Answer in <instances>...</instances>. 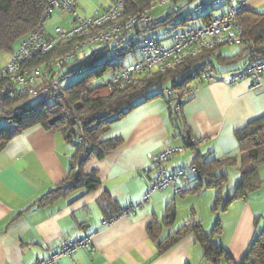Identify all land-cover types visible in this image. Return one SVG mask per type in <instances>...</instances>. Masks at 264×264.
Masks as SVG:
<instances>
[{"label":"crops","instance_id":"0c3cea01","mask_svg":"<svg viewBox=\"0 0 264 264\" xmlns=\"http://www.w3.org/2000/svg\"><path fill=\"white\" fill-rule=\"evenodd\" d=\"M199 1L179 0L176 10H186V5ZM239 1L241 8L264 13V0ZM54 12L59 14V23L67 25L68 15ZM201 21L196 18L192 24ZM53 25L46 26L47 30ZM222 46L227 50L220 51ZM249 60L245 44L218 46L205 60L204 68L210 70L212 80L195 77L189 81L194 92L182 99L181 119L171 115L170 104L159 96L112 123L101 139L118 137L119 145L103 158H90L84 167L85 172L96 173L98 186L93 190L73 189L38 204L45 193L66 181L72 146L62 133L41 125L10 140L0 150V264H33L58 251L63 241L86 236L91 237L88 248L61 255L55 264H211L203 258V247L192 231L158 252L157 242L191 217L200 221L206 233L218 221L219 231L212 239L225 254L217 264H227L225 255L238 264L264 222V165L259 169L261 187L246 199L233 200L225 210L213 209L215 192L209 188L180 195L166 189L151 192L146 201L143 197L153 177L149 152L187 146L185 152L165 162L167 173L190 165L196 158L238 156L236 132L264 116V91H252L249 80L229 83L230 75ZM185 131L199 140L193 147L185 142ZM221 171L227 175L221 194L225 200L240 174L235 165ZM194 180L189 177L183 182V190L199 183ZM133 205L139 206L135 213L103 223ZM169 208H174V220L165 224L163 217ZM151 224L150 233L147 228Z\"/></svg>","mask_w":264,"mask_h":264},{"label":"trees","instance_id":"16d2710c","mask_svg":"<svg viewBox=\"0 0 264 264\" xmlns=\"http://www.w3.org/2000/svg\"><path fill=\"white\" fill-rule=\"evenodd\" d=\"M46 1L0 0V51L12 50L22 37L45 24V21L55 11L48 18L43 19ZM137 3L139 6L144 5L142 0ZM64 13L69 17L67 12ZM164 20H156L154 26L164 24L166 22ZM237 21L243 30L244 43L250 59L254 53L264 57V13L240 8ZM250 44L254 45V50L249 48ZM72 45L73 41L68 40L62 44L60 51L68 50ZM57 46L58 43L55 48ZM106 49L102 47L95 52H100L101 59H103ZM213 50L214 48L204 50L198 57L187 59L165 72L154 73L152 76L144 74L137 79V82H131L119 90L112 91L107 88V85L109 74L115 68V64L106 65L103 62L95 64L89 60L85 63V72L71 85L61 87V92L53 98H40L31 102H27L26 98L21 96L6 98L3 100V107H0V119L7 121L6 126L0 127V150L14 137L34 125L59 131L73 149L69 160L68 176L65 182L45 193L36 202L43 204L73 189L93 190L98 186V180L94 170L85 172L84 167L87 161L92 157H105L120 143L118 137L102 140L101 135L112 123L126 116L137 105L159 96L166 98V103L170 104L171 115L175 114L181 119L182 99L190 96L187 95V90L190 88L188 83L191 79L200 76L201 71L207 65L205 60L213 53ZM95 52H92L93 59L97 58L94 56ZM80 56L76 55L64 65L73 63ZM43 59L44 57H41L36 61L40 62ZM60 78L62 79V76ZM159 86L170 88L173 95L165 97L161 94ZM174 97L180 98L179 111L171 108V100ZM64 109L68 111V114L63 112ZM74 115L78 117V121L73 120ZM79 129L83 134L81 142L77 141ZM186 137L188 140L192 138L189 132L186 133ZM236 137L238 156L222 159H194L190 165L195 166L200 172L199 177H193L199 179V183L183 190L180 194L198 191L203 186L213 189L215 192L213 209L225 210L233 200L246 199L250 193L261 187L263 179L259 169L264 165V116L252 120L244 128L238 130ZM188 144L192 147L196 145L192 142ZM234 165L240 174L239 182L232 194L222 200V188L226 183L227 175L221 170ZM204 178L205 183L202 181ZM174 215V208H169L163 217V222L171 224ZM152 226L153 224L147 228L150 233ZM191 231L203 247V258L211 264H217L220 256L225 254L223 249L216 247L212 239V236L219 231L218 221L215 222L212 231L206 233L202 230L199 220L194 217L189 218L176 231L157 242L158 252H164ZM225 261L227 264H236L228 255H225ZM238 264H264V222L250 240Z\"/></svg>","mask_w":264,"mask_h":264},{"label":"built area","instance_id":"2783aa9c","mask_svg":"<svg viewBox=\"0 0 264 264\" xmlns=\"http://www.w3.org/2000/svg\"><path fill=\"white\" fill-rule=\"evenodd\" d=\"M79 1H46L43 19L48 18L54 10H60L69 14L68 23L66 26L54 25L51 30H47L45 24H42L22 37L11 50L8 62L0 67L1 108L4 99L14 96L26 98L27 102L57 96L62 89L59 69L76 55L84 53L87 47L107 48L102 62L106 65L115 64L107 85L112 91L137 82L144 74L152 76L154 73L165 72L187 59L198 57L204 50L221 45L245 44L243 30L237 21L238 11L242 6L239 0H200L191 9L171 10L167 15L172 18L170 21L175 31L168 38L162 39L146 35L150 26L153 29L154 22L161 19L154 11L158 7L171 8L179 0H142V6L138 5L139 0H111L107 6L87 16L77 12ZM221 6L224 9L220 11ZM213 10L217 12L212 13ZM196 18H202L199 25L192 24ZM68 40L73 41L72 47L60 51L62 44ZM56 43L58 46L55 48ZM249 48L254 50V45L250 44ZM128 53L133 58L130 62L118 61ZM41 57H44L42 61H36ZM212 78L209 69L202 70L199 76L201 81H211ZM242 80L250 81L252 91H264L263 57L254 53L249 62L230 75L229 83L234 84ZM158 88L165 97L173 95L172 90L166 86ZM193 92L194 88H188L187 95ZM171 106L179 111L180 98L174 97ZM63 112L68 114L66 109ZM73 120L78 121V117L74 115ZM183 137L188 143L199 142L195 138L188 140L186 135ZM82 139L83 134L79 129L77 141L81 142ZM186 150L187 146L182 145L147 153L153 177L151 186L143 197L144 201L148 200L154 191L170 189L173 194L178 195L183 191L180 181L200 176V172L193 165L167 173L165 162L176 153ZM137 207L139 206L126 207L118 214H113L109 220H103V223H111L117 218L133 214ZM90 242V236L65 240L58 251L33 264H55L59 256L70 255L78 248H88Z\"/></svg>","mask_w":264,"mask_h":264},{"label":"rangeland","instance_id":"374dc122","mask_svg":"<svg viewBox=\"0 0 264 264\" xmlns=\"http://www.w3.org/2000/svg\"><path fill=\"white\" fill-rule=\"evenodd\" d=\"M110 2H111V0H80L78 2V5H77V12L83 16H87V15L93 13L95 10L101 8L102 6L107 5ZM219 5H221V4H219ZM193 6H194V4L192 3V4L186 5L185 8H186V10H188V9H191ZM171 7H172L171 9L170 8L166 9L167 6L166 7H158L154 11V14H156V15L160 14L159 16L161 17V19L162 18L164 19L165 17L168 16L167 14H170L171 10H176V5L175 6L172 5ZM219 9L221 11L222 9H224V7L221 6V7H219ZM216 12H217V10H213L212 13H216ZM58 17H59V14L53 12L52 16L49 17L45 21V26H49V25L59 23ZM170 20H172L171 17L165 18L164 21H166V22L164 24H161L158 26H153V29L150 26V30L146 33V35L154 37V38H159V39L168 38L175 31V28H173V25H172V21H170ZM64 23H65V21H63L62 24L59 23V25H63ZM100 48H101L100 46L99 47L93 46L91 48L87 47L84 49V53L79 54L81 56L76 61H74L73 63H70L68 65H64L60 71V76H62V79L60 81L61 87H67V86L71 85L76 79H78L83 74V72H85V70H86V64L85 63L87 61L92 60V63L100 64L102 62L100 52H98L99 51L98 49H100ZM109 49H111V45L109 46ZM95 50H98V51L95 52ZM226 50H227V46H222L220 48V51H226ZM92 52L93 53L95 52L94 56L97 58L93 59ZM10 54H11V50L0 51V67H2L4 64H6L8 62V60L10 58ZM82 54H84V56H82ZM132 59H133L132 55L128 53L123 58L118 59V61L121 63H128ZM6 125H7V121L5 119H0V127L6 126ZM194 181L196 183L197 181H199V179H195ZM202 181H203V183H205V178L202 179ZM180 182H181V184H183V182H185V180H182ZM226 186L224 187V190L226 189ZM201 189H205V187L203 186V187H201ZM209 209H210V207H209ZM197 210H199V209H197Z\"/></svg>","mask_w":264,"mask_h":264}]
</instances>
